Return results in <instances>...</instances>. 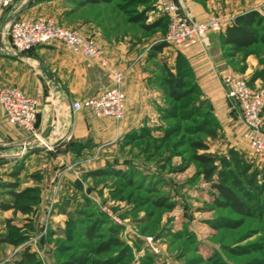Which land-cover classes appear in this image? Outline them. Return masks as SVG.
<instances>
[{
    "label": "rangeland",
    "instance_id": "1",
    "mask_svg": "<svg viewBox=\"0 0 264 264\" xmlns=\"http://www.w3.org/2000/svg\"><path fill=\"white\" fill-rule=\"evenodd\" d=\"M19 1L13 5H18ZM195 1L202 5L219 4L228 16L264 6V0ZM66 3L69 2L62 0L61 8L71 9ZM76 11L70 15L48 12L40 17L51 18L77 32L78 29L69 25L90 24L107 41L136 46L135 54L147 57L150 61L147 68L156 74L154 79L158 86L155 88L161 95L159 116L156 125L148 128L149 135L134 139L137 133L130 142L115 141L105 149L83 153L64 165L49 164L42 173L37 171L41 166L37 163L22 164L25 169L20 173L18 190L37 189L38 202L30 215L0 211V236L8 232L6 220L18 226L31 222L33 232L23 230L28 239L19 245L0 244V264H10L24 246L35 252L42 264H61L83 255L93 257L90 250L102 238L112 236L113 230L128 249L118 264H264V214L261 217L239 216L217 207L214 203L217 192L202 181L190 161V141L203 137L195 127L204 111L190 118L187 105L194 96L181 103L167 98L166 88L160 81L164 63L172 68L169 50L164 48L154 58L148 55L153 46L163 42L168 22L164 19L150 31H145L139 23L130 22V18L141 13L145 14V24L160 21L164 15L158 0H115L110 4L87 5ZM223 16L224 13L210 17L222 19ZM212 33L208 34L209 48ZM213 39L215 49L211 51L215 52L218 44L221 46L220 56L232 66L231 72L248 79L247 73L251 72L247 58L260 66L256 48L246 57L242 52L236 54L221 45L219 37L213 35ZM249 87L262 88L264 81L256 80ZM207 102L208 110L219 125L217 138L206 140L211 145L207 153L221 156L228 150L229 139L214 116L212 104ZM8 130L7 126H0V198L3 199L8 196L4 195L7 190L2 183L14 179L2 171L23 161L16 143L5 135ZM238 138L237 151L254 168H262L264 155L242 150L240 147L245 142L243 137ZM15 160L18 161L13 163ZM95 170H104L107 174L88 176V172ZM95 219L102 222L99 238L89 241L84 236L85 228ZM117 253L103 254L99 258L103 261L116 259L120 256Z\"/></svg>",
    "mask_w": 264,
    "mask_h": 264
},
{
    "label": "crops",
    "instance_id": "2",
    "mask_svg": "<svg viewBox=\"0 0 264 264\" xmlns=\"http://www.w3.org/2000/svg\"><path fill=\"white\" fill-rule=\"evenodd\" d=\"M27 1L29 0H20L18 5L0 9V84L17 87L36 99V127L43 137L53 143V151L32 147L23 155L21 164L37 163L41 165L37 171L42 173L47 165H64L83 153L105 149L113 142L123 140L126 135L139 132L142 127L153 128L156 125V118L159 116L157 112L161 105V95L155 88V85L158 86L154 79L156 74L147 68L150 62L147 57H140V53L135 54L136 46L128 42L123 44L107 41L92 25L74 23L69 26L78 29L81 35L94 39L101 50L99 59L74 54L60 42L37 46L23 54L5 53L4 48L9 45L8 26L12 20L36 19L48 12L60 15L77 13L73 4L66 3L71 5V9L61 8L62 0H32L26 9L13 17ZM177 1L182 10L196 22H204L213 14L224 13L223 17L229 19V25L236 15L241 14L228 16L227 11H222L219 4L212 2L202 5L195 0ZM47 7L50 9L47 10ZM254 10L261 12L262 8ZM213 35L219 37L218 33L210 35V48L195 45L185 49L167 46L165 49L170 52L169 61L172 67L177 53L185 58L203 99L212 104L214 116L229 139L228 148L239 150L235 142L239 140L238 136L243 137L245 128L236 105L226 98L221 81L222 75L231 72L232 66L220 56L219 44L215 52L211 51L215 49L214 39L211 40ZM247 65L251 72L247 73L248 78L253 70L261 67L256 66L251 58H247ZM113 69L124 75L123 120L116 123L108 118H96L84 108L72 111L71 102L96 97L113 86ZM0 126L10 129L5 135L16 143V150L20 151L22 143L28 137L20 129L7 124L1 107ZM243 140L245 144L240 148L250 150L246 140ZM16 161L18 160L13 163ZM22 167L24 171L25 165ZM10 170L5 169L2 172L8 176Z\"/></svg>",
    "mask_w": 264,
    "mask_h": 264
},
{
    "label": "trees",
    "instance_id": "3",
    "mask_svg": "<svg viewBox=\"0 0 264 264\" xmlns=\"http://www.w3.org/2000/svg\"><path fill=\"white\" fill-rule=\"evenodd\" d=\"M115 0H67L74 5L75 9L83 8L87 5L110 4ZM167 18L164 16L160 21L145 24V14L141 13L130 18V22L139 23L145 31H150L158 27L159 23ZM162 20V21H161ZM221 45L229 47L236 54L244 53L246 57L252 55L251 50L256 48L260 56V68L253 72L247 79L248 85L256 80L264 81V6L262 11L250 10L236 15L232 22L224 30L218 32ZM166 42H161L153 46L148 54L154 58L157 54L167 47ZM164 74L161 76L160 84L166 88V95L174 103H181L190 96L187 109L188 116L191 118L201 111L199 122H196V131L203 135L198 141H190V161L194 163L196 174L202 178L204 183L210 185L211 190L217 192L214 203L217 207L229 210L231 213L239 216H258L264 214V166L260 169L254 168L252 163H247L246 157L234 148H228L225 154L207 153L211 145L206 140H215L219 135V125L211 115L209 103L203 99L202 93L198 88L193 73L189 68L187 61L177 53L173 67L163 65ZM170 109H167L169 112ZM140 131L143 134H140ZM139 132L126 135L122 142H130L135 134L139 133L137 138L149 135L148 127H142ZM148 133V134H144ZM23 167L20 163L7 174L13 178V182L2 183V187L7 190L4 195L7 199H0V211H12L15 214L30 215L38 202V191L32 187H25L18 190V179ZM112 172V171H111ZM88 176H98L107 174L104 170H95L87 173ZM113 174V172H112ZM117 175H123L115 173ZM8 232L0 236V244L9 243L19 245L28 239L27 233L33 232L31 222H24L22 225L12 224V220H6ZM102 226L99 219L91 221L85 228L84 236L93 241L98 237V232ZM113 235L108 236L102 241L96 243L90 252L93 257L83 255L82 257H73L69 261L61 264H118L127 255V247L118 239L115 230ZM118 250V251H117ZM117 253L118 258H111L103 261L99 256L107 253ZM10 264H42L35 252H32L28 246H24L17 253V256L11 260Z\"/></svg>",
    "mask_w": 264,
    "mask_h": 264
},
{
    "label": "built area",
    "instance_id": "4",
    "mask_svg": "<svg viewBox=\"0 0 264 264\" xmlns=\"http://www.w3.org/2000/svg\"><path fill=\"white\" fill-rule=\"evenodd\" d=\"M17 0H0V9H8ZM161 13L167 18L168 28L163 39L168 45L185 49L195 45L208 47V34L218 33L229 23V19L209 17L204 22H196L185 13L177 0H158ZM9 45L7 54H23L37 46L54 42L62 43L72 53L86 58L99 59L101 50L93 38L57 24L48 17L36 19L18 18L8 26ZM113 86L96 97L73 101L72 111L87 109L96 118H108L119 123L124 118L125 94L122 90L123 73L111 70ZM226 98L238 108L244 125L243 138L256 155H264V87L252 89L247 79L240 74L229 72L221 77ZM0 107L8 125L20 129L28 137L22 143L19 155H24L32 147L53 151V143L43 137L36 127L37 101L17 87L0 84Z\"/></svg>",
    "mask_w": 264,
    "mask_h": 264
},
{
    "label": "water",
    "instance_id": "5",
    "mask_svg": "<svg viewBox=\"0 0 264 264\" xmlns=\"http://www.w3.org/2000/svg\"><path fill=\"white\" fill-rule=\"evenodd\" d=\"M32 0L27 1L16 13H14L13 17H16L20 12L28 7ZM38 149V148H37Z\"/></svg>",
    "mask_w": 264,
    "mask_h": 264
}]
</instances>
